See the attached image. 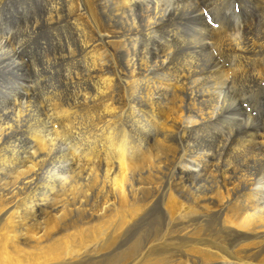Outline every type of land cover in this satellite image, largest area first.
<instances>
[{
	"label": "bare ground",
	"instance_id": "6f19581e",
	"mask_svg": "<svg viewBox=\"0 0 264 264\" xmlns=\"http://www.w3.org/2000/svg\"><path fill=\"white\" fill-rule=\"evenodd\" d=\"M238 82L249 111L224 98ZM157 203L191 241L158 242ZM191 210L220 214L221 239L190 234ZM6 246L25 264H264V0H0Z\"/></svg>",
	"mask_w": 264,
	"mask_h": 264
},
{
	"label": "rangeland",
	"instance_id": "374dc122",
	"mask_svg": "<svg viewBox=\"0 0 264 264\" xmlns=\"http://www.w3.org/2000/svg\"><path fill=\"white\" fill-rule=\"evenodd\" d=\"M24 27V29H22ZM30 24L28 25H24V26H22L21 28H20V30L23 32V31H25L26 29L27 30H30ZM19 30V31H20ZM26 30V31H27ZM23 39H24V41H23ZM27 39L28 38H25V37H21L20 36V38L18 37V40L19 41H22L21 43H24L25 42V40L27 41ZM214 48V47H213ZM220 50V51H219ZM216 51V52H215ZM212 53H213V55L215 56V58H216V60H217V62H219V64H220V67L223 69V76H224V78H225V80H227L228 79V84H229V86H230V82H231V84H232V81H230V80H232L231 79V75H229V74H227V72H228V66H226V65H228V57L226 56V54L219 48V49H217V48H215V49H212V51H211ZM215 52V53H214ZM220 52V53H219ZM217 53V54H216ZM218 55V57H216ZM220 57V58H219ZM227 57V58H226ZM221 58H223L222 60H221ZM225 61V62H224ZM221 62V63H220ZM222 65V66H221ZM225 67V68H224ZM227 68V69H226ZM27 70V69H26ZM226 70V71H225ZM225 73H226V75H225ZM229 73V72H228ZM226 76V77H225ZM230 81V82H229ZM241 84V85H240ZM242 83H237L236 85H234V86H231L230 88L229 87H227V93L224 95V98H225V96L229 99V103L232 105V106H234V108H235V110H236V112H237V109L239 108V107H241V105H242V107L246 110H248L249 111V107H248V105H249V103H251V100L249 99V92H248V89L246 88V86H242ZM234 87V88H233ZM232 88V89H231ZM234 89V90H233ZM230 91V92H229ZM244 92H247V93H244ZM239 94V95H238ZM229 95H231L232 96V98H231V96H229ZM243 95H244V100H243ZM239 98H238V97ZM246 96V97H245ZM249 99V100H248ZM239 100V101H238ZM243 100V101H242ZM236 101H238V104H237V102ZM242 101V102H241ZM241 102V103H240ZM247 104V105H246ZM238 105H240V106H238ZM247 106V107H246ZM61 132V131H60ZM68 137V133H60V135H59V139H61V140H63L64 142H62V143H66V144H69L70 143V141H69V139L67 138ZM66 139H68V141H66ZM60 140V141H61ZM237 163V164H236ZM232 166H235L237 169H239L238 167H240L239 165H241V161H239V160H236V162H235V164L233 163V164H231ZM237 165V166H236ZM73 168H76V169H73ZM78 166H74V167H72V171L73 170H77L78 171ZM81 169V168H80ZM79 169V170H80ZM240 171V170H239ZM74 173V172H73ZM72 173V174H73ZM72 174H70L71 176H72ZM205 176H207V177H205V178H208L209 179V177H210V174H205ZM219 179V180H218ZM216 182V183H215ZM220 182H221V180H220V178H216V180H214V181H210V183H211V185H220ZM216 185V186H217ZM215 186V187H216ZM162 194L160 193V196H161ZM174 196V197H173ZM170 198L169 200H172L171 201V203H169L168 202V206L169 207H167L166 206V208H167V211H169V210H175V209H173V208H170V206L172 205L173 206V204H175L174 202H177V201H181V199H179V197H177V195L176 194H174V193H172V197L171 196H169V195H167V198ZM177 197V198H176ZM167 198H166V200H167ZM176 198V199H175ZM158 204V205H157ZM156 205H157V208L156 209H152L150 212H149V214H152L151 216H148L149 218L150 217H153V218H155V220L157 219L158 220V223H160V224H162L161 225V230L158 232V235L156 234L155 235V238H158L159 240H158V242H160V243H163V239H169V237L171 238V237H178V238H180V240H182V239H184V240H190L191 241V237L193 236V235H191V236H188V239H187V237H186V235L184 234V233H178V234H167V233H165V231H166V228L168 227V228H171V227H169L168 225L170 224V221H169V216L165 213V210H166V208L162 205H160L159 203H157ZM170 208V209H169ZM169 209V210H168ZM160 213V214H159ZM197 213V214H196ZM155 214V215H154ZM158 216V217H157ZM168 216V217H167ZM188 216H194V224L195 223H197V225L195 224V226H194V230H191V232H190V234H196L197 236H198V234L199 235H202L203 233H204V231H202V230H204V227L206 228L208 225H210V223H214V224H216V226H217V228H218V230H217V235L218 236H220V239H221V237L223 236L222 235V232H221V228H222V225H223V221H222V217H221V215L220 214H216V213H214L213 215H209V213H207L206 211H193V210H191L190 212H189V214H188ZM195 216H196V218H195ZM159 218V219H158ZM197 219V221H195ZM200 219V220H199ZM200 221H201V223H200ZM200 224V225H199ZM200 228V229H199ZM163 229V230H162ZM198 230V231H197ZM197 231V232H196ZM194 232V233H193ZM220 232V233H219ZM163 238V239H162ZM197 238H206L204 235L203 236H201V237H197ZM170 241L169 240H166V244L167 243H169ZM186 245V244H185ZM185 245L183 244V243H178V244H176V242H173V241H171V243L170 244H167V248H169V250H170V254H171V256L174 258L175 257V255H179V253H181V254H183V255H186L187 254V257L190 259V261H194V260H197V261H199L195 256L193 257L190 253H189V248H187V247H185ZM224 244H221V246H223ZM171 246V247H170ZM163 247H164V245H163ZM166 247V246H165ZM126 249V247L124 246L123 248H122V250L121 251H123V250H125ZM229 249V248H228ZM26 252H23V253H20V254H17V253H14L10 248H8V246H6V249L4 250V255H3V257L1 258V260H0V264H25L28 260L26 259L27 258V256H29V252H28V250H26V249H24ZM89 249H87L86 251H83V253L81 254V256L80 257H75V258H71V260H68V262L66 261L65 263H69V264H75V263H77L76 261H81V262H83L84 264H90L91 262H97V260H99L97 257L98 256H100V255H95L94 253H92V252H89L88 251ZM175 250V251H174ZM121 251H119V252H121ZM110 252L108 251V252H105V253H103V254H109ZM40 254H41V251L40 250H35L34 252H33V255L31 256L34 260H36V261H38L40 264H51V263H46V261H45V259H42V258H38V257H40ZM86 254V255H85ZM92 254V255H91ZM24 255V256H23ZM88 256V257H87ZM111 255H107L106 257L104 256V258H108V257H110ZM102 257V256H101ZM196 258V259H195ZM71 261V262H70ZM124 264H127V262H125Z\"/></svg>",
	"mask_w": 264,
	"mask_h": 264
}]
</instances>
